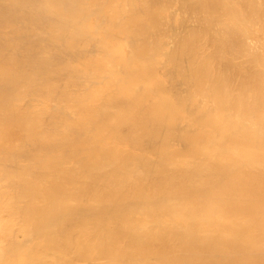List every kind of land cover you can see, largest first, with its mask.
I'll return each mask as SVG.
<instances>
[{
	"label": "bare ground",
	"instance_id": "bare-ground-1",
	"mask_svg": "<svg viewBox=\"0 0 264 264\" xmlns=\"http://www.w3.org/2000/svg\"><path fill=\"white\" fill-rule=\"evenodd\" d=\"M0 264H264V0H0Z\"/></svg>",
	"mask_w": 264,
	"mask_h": 264
}]
</instances>
